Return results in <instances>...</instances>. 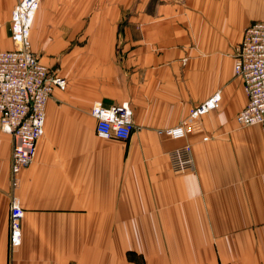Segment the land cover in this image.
Masks as SVG:
<instances>
[{
	"label": "crops",
	"instance_id": "0c3cea01",
	"mask_svg": "<svg viewBox=\"0 0 264 264\" xmlns=\"http://www.w3.org/2000/svg\"><path fill=\"white\" fill-rule=\"evenodd\" d=\"M19 1L0 0V50L11 47ZM256 21H264V0H41L32 48L68 86L50 97L45 134L17 188L13 139L0 127V264H92L93 255L100 264L117 237L137 235L132 222L181 220L202 223L180 236L204 238V249L218 238L221 261L264 264V123L238 122L248 96L234 72L235 46ZM217 91L219 106L199 129L181 139L165 133L189 127L190 110ZM96 101L130 103L136 128L128 142L97 136L96 119L84 118ZM185 143L195 168L176 175L168 151ZM14 193L26 217L22 244L11 250ZM143 201L176 202L164 215ZM178 201L219 209L181 217Z\"/></svg>",
	"mask_w": 264,
	"mask_h": 264
},
{
	"label": "built area",
	"instance_id": "2783aa9c",
	"mask_svg": "<svg viewBox=\"0 0 264 264\" xmlns=\"http://www.w3.org/2000/svg\"><path fill=\"white\" fill-rule=\"evenodd\" d=\"M41 0H20L13 8L10 21L12 47L0 50V127L12 136L11 182L19 184L21 171L32 163L37 143L45 133L47 103L55 89L66 90L67 80L44 64L31 44V31ZM234 72L244 81L248 101L238 113L242 126L264 123V21L251 23L242 40L235 46ZM219 91L190 110L192 123L175 125L165 130L174 139L187 136L192 127L199 129L201 115L219 106ZM96 119L95 131L103 139L128 141L136 125L128 101L111 106L96 101L91 107ZM189 128V129H188ZM194 130V131H195ZM171 167L176 172L195 168L192 146L185 143L168 151ZM26 211L14 193L10 202L9 245L11 250L22 244L23 219Z\"/></svg>",
	"mask_w": 264,
	"mask_h": 264
},
{
	"label": "rangeland",
	"instance_id": "374dc122",
	"mask_svg": "<svg viewBox=\"0 0 264 264\" xmlns=\"http://www.w3.org/2000/svg\"><path fill=\"white\" fill-rule=\"evenodd\" d=\"M12 45L13 43L11 40V47ZM203 116L204 115H201L200 118H202ZM89 117H93L91 114V109L89 112L84 114L85 119H90ZM197 124L199 127L201 125V121L198 122ZM191 129L193 131L195 130L194 127H192ZM106 140H110V139H106ZM117 140L119 139H116V141ZM173 172L176 175L188 173V172H176L174 170ZM143 202L146 210L147 208L145 206V203L148 204L147 207L149 210H152V206H153L155 212L163 210L164 215H166L168 214V212L169 213L171 212V210L173 209V202L175 203L176 201H143ZM162 202L164 203L163 206H161ZM178 203H180L179 206L175 204L174 205L176 206V208L180 209L181 217H188L189 215L191 217H197V216L201 217L203 216V214L205 215H208L209 213L216 214L218 213V209H219L218 205H214V204L209 205L210 201H178ZM131 224H132L133 235L134 233H136L137 235L133 236L132 238L117 237L116 252L111 255L108 253L100 254L98 256L100 264H111V262L109 263L108 261L109 260L111 261L112 257L115 258L114 261L115 264H231L230 261L220 260L219 251L217 250V246H216L218 238L210 239L212 241L211 249L209 248L204 249L202 246L203 241L205 240L204 238L203 239L200 237L187 238L180 236L185 233V231H180V230L188 228L189 226L192 229L193 226L201 225L202 223L200 222H187L181 220L178 222L165 221V222L140 223L134 221ZM123 225H124L123 221L117 222V231H121L123 229ZM121 233L127 234L128 232L126 230ZM141 233L144 234V236H141ZM148 233L157 234V237H149L146 235ZM160 233H163L164 236H160ZM63 257H65V255H61V258ZM53 264H65V263L60 261H54ZM84 264H88V262H84ZM92 264H97L96 255H93Z\"/></svg>",
	"mask_w": 264,
	"mask_h": 264
}]
</instances>
